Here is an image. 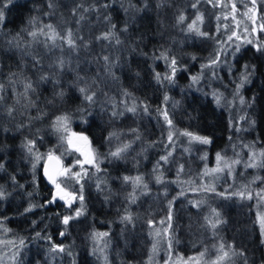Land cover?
<instances>
[{
	"label": "trees",
	"instance_id": "obj_1",
	"mask_svg": "<svg viewBox=\"0 0 264 264\" xmlns=\"http://www.w3.org/2000/svg\"><path fill=\"white\" fill-rule=\"evenodd\" d=\"M218 1L226 7H213V3ZM70 2L72 6L69 12L60 11L59 31H73L75 22L84 23L88 18L99 23L97 37L111 31L113 35L109 39H98L102 57L97 67L105 73L104 84L124 93L128 100L139 105L142 110L147 106L148 111L144 110L142 126L135 127V132L124 134L126 137L122 135L126 138L125 142L134 143V148L128 147L120 158H114L106 152L110 134L112 138L117 131L111 129L106 114H102L95 103H87L81 94L69 89L58 92H64L62 103H70L72 97L75 98L72 102L74 110L60 109L53 112L46 107L45 98H50V87L54 83L53 77L44 81L40 79L47 77V73H42L39 77L41 82L31 88L33 95L29 100L35 106L32 104L30 108L26 106V100H23L20 101L21 105L15 106L14 115L5 118L3 113L0 114V164L4 166L0 169V187L5 193V198L0 199V229L7 230L5 234L14 249V264H47V259H51L50 264H100L96 257L78 245L72 231L74 223L84 224L82 230L87 238H94V233H107V236L96 237L104 245L105 241L111 239L114 229L120 226L127 228L128 224L136 220L134 217L138 218L137 211H132L127 201L132 204L134 199L133 204L140 205L137 200L146 196L148 190L151 191L150 196L153 191V195L159 193L161 199V193L164 192V200L165 193L171 192L167 199L168 211L171 201L170 221L169 212L167 215L170 233L162 237H166L169 251L174 250L183 256L200 252L203 248L201 244L188 236H181L183 229L188 233L193 230L191 220L196 218L198 221L203 217V209L207 205L209 210L215 209L224 222L217 229L209 227L207 222L201 226L207 237L217 236L214 243L206 242L210 246L205 249L220 247L221 244L231 245V252L237 254L230 255L225 264H264V236L252 216L253 212L264 211V199L258 195L264 194V31L257 27V36L251 40L252 43H242L240 51L235 55L232 54L236 43L233 37V47L221 55L218 66L201 68L215 59L214 53L220 47L218 42L226 41L233 32H242V27L252 31L249 24L251 20L245 15L251 6L250 0H199L196 8H193L194 12L201 17L208 12L214 17L213 30L207 31L197 22L200 31L208 33V36H199L188 30V26L196 19L195 16L192 20L186 17L184 7L188 3L193 5L196 0ZM45 3V0H0V11L4 13V20L0 22L2 79L20 75V81H25V86L32 82L28 70L35 66L33 59L40 62L44 43L28 34L33 26L29 20L37 17V11L43 9ZM233 3L236 12L232 11ZM187 8L190 11L192 6ZM181 14L185 20L178 23ZM260 22L264 25L262 16ZM258 46L261 47L259 51ZM32 51L34 58L27 59L28 64L22 69L17 52L32 54ZM162 53L168 55L167 61ZM104 57H108L109 61L106 62ZM172 58L177 61L178 71L174 82L169 83L163 77L171 75L169 65ZM245 65L250 75L248 82L237 93V84L245 72ZM157 74L161 77L159 82ZM193 76L199 77L197 83H192ZM5 89L2 91L6 92ZM4 95L12 96V90H7ZM165 96L168 97L167 101L164 100ZM165 110L173 121L172 128L163 118L162 112ZM62 115L70 118L69 134L80 131L90 139L99 161V170L94 166L84 167L88 175L79 183L75 179L59 178L63 187L77 195L83 185V214L70 220L67 227L62 223L63 216H75L76 204L66 207L60 202L46 203L52 199V189L41 176L43 160L36 165L34 183L33 159L24 147L26 139L35 140L39 153L46 157L51 149L66 166L70 162L75 166L73 172H80V166L76 165V152L69 149L67 140L60 139L62 133L52 128L55 118ZM170 131L173 132L171 142L168 138ZM185 131L206 136L211 142H190L188 136L181 135ZM185 149L188 154H184ZM173 152L179 159L176 171L173 167ZM218 153L220 157L230 156L228 162L234 164H230L233 168L231 178L219 179L214 187H207L203 183L201 185L199 180L203 168L210 166L211 159ZM249 153L259 157L256 167H246ZM163 156L169 158V163L162 164ZM126 176L133 179L126 182L123 179ZM158 176L161 182L156 184ZM136 177L142 178L138 184L134 183ZM120 180L125 183L119 184ZM131 184H135V189L131 188ZM129 186L130 192L127 191ZM116 187L120 188L118 190L122 191L121 194L114 192L117 191ZM206 188H214L215 191L204 190ZM140 191L142 194L137 199ZM240 192L245 197L251 194L252 199L235 195ZM113 194H116L114 202L109 197ZM193 202H199V207H194ZM30 204L36 207L25 212ZM145 213L143 222L139 221L140 228L146 224ZM238 213L242 214L243 219L237 218ZM127 215L131 217L130 221L123 219ZM153 220L156 222L155 218ZM61 232H65V235L61 236ZM37 233H40L41 238H36ZM237 237H240L239 240ZM21 239L24 240L23 246L20 245ZM53 245L62 246L65 251L53 252ZM185 245H190L192 249H184ZM120 252L128 259L125 249H120ZM138 252H143L142 257L145 254L142 249ZM212 259L204 258L205 262Z\"/></svg>",
	"mask_w": 264,
	"mask_h": 264
},
{
	"label": "rangeland",
	"instance_id": "obj_2",
	"mask_svg": "<svg viewBox=\"0 0 264 264\" xmlns=\"http://www.w3.org/2000/svg\"><path fill=\"white\" fill-rule=\"evenodd\" d=\"M45 7L43 9H40L37 11V17L35 16V24L32 26V31H36L38 35L35 37V40L40 41L42 44L44 43V52L42 53V58H40V62L35 60V66L33 68H30L28 70V74L31 77V85L32 87L34 84H39L41 81L39 77L42 75V73L49 74L47 77H50L54 80V83L51 85L52 92L50 93V98L46 100L45 98V104L47 108H50L51 111L57 112L58 110H74L73 100L75 99L72 97L70 103L63 102V98L59 95H57L59 90H73L79 95L81 94L84 98V94H82L79 89L85 88L87 89L88 95L94 94L93 103L97 105V108L99 111L102 112V114H106V118L109 120L111 129L116 130L117 132H114V135L110 139V142L106 144L108 147L107 153H111L116 151L118 148H123L124 145H130L129 148H134L133 144L128 141H126V136L124 134H130L133 131L135 132V127L142 126L144 124L145 120V113L142 108L134 104L131 100H128V97L122 93L115 91L110 85L107 86L104 84L105 79L104 75L105 73H102V70L98 68L97 63L100 62V57H102V49L100 47V43L97 39V34L100 30V26L98 21H93L91 18H88L86 22L83 23V21H77L76 24H73V37L76 41L77 48L75 50L69 49L65 40L56 38L55 41L48 40L45 35L39 34V29L43 28L45 25H52L53 28L56 30L57 33H62L66 36L68 30L59 31L60 28L58 27L60 24L59 21V15L60 11H70L71 9V2L70 0H45ZM220 4L221 2L218 1ZM49 3L53 4V7H49ZM192 6L190 3H188L185 7V14L186 17H189L192 20V17L195 16V19L198 15L197 12H194L193 7L190 9L187 7ZM251 7V6H250ZM221 9L222 7H217ZM63 9V10H62ZM65 9V10H64ZM184 12V11H182ZM256 20H255V27H260L262 23L260 22V16L264 18V0H256ZM201 16V15H200ZM204 18V19H203ZM212 15H209L208 12H206V15L202 17V22L198 21L199 24L203 27L205 30H213L212 28V21H213ZM208 20L207 22H203L205 20ZM237 22V20H235ZM204 23V25H203ZM251 27H253L252 20L249 23ZM246 27H242V32L237 33V35L240 37V40L236 43H239L245 39L253 40L255 39L254 36H257V31L252 32L251 30L247 29ZM47 32L48 30L45 29ZM243 34V35H242ZM51 35V33H49ZM30 38V37H29ZM15 43V42H13ZM53 43L55 46H53ZM41 44V45H42ZM248 44V43H243ZM18 55V61L21 63L22 69L26 67L28 63H26L27 59L34 58L33 57V51L32 54L20 53L17 52ZM64 60L65 64L63 68H60L59 61ZM3 75L0 74V114L3 113V117L9 118L10 115L8 114V110L11 108L13 109V112L11 114L14 115L15 106H19L20 101L26 100V106L30 107L35 106V103H32L29 98L33 95L32 90L29 89L26 91L25 81L21 82L22 80L20 75L15 76L14 78H3ZM5 77V76H4ZM38 80V81H37ZM44 81V80H42ZM18 83V84H17ZM29 84V83H28ZM55 87V88H54ZM6 88V89H5ZM8 88V89H7ZM7 92V90H12V96L4 95L3 92ZM3 90V91H2ZM20 91V92H19ZM64 93V92H63ZM209 94V92L207 91ZM2 94V95H1ZM35 96V95H34ZM42 98L43 96H39ZM36 99V98H35ZM39 101V99H37ZM87 103L89 101L85 100ZM24 104V103H23ZM44 105V102L43 104ZM77 105H80L79 103ZM136 108L135 112L128 111L129 108ZM48 110V109H47ZM113 113H117L116 115H113ZM120 113H123L122 115ZM136 131H139L136 129ZM74 133L77 134H83L85 133L76 131ZM125 137H123V136ZM128 136V135H127ZM135 138V137H134ZM74 139V137L72 138ZM135 140V139H134ZM69 146V144H68ZM74 146H80V143L77 141H73V146L69 149L73 150ZM83 150L85 153H87L89 150H94L96 153V149L93 148L91 145L90 139H88V143L83 147ZM184 154H188V151L185 149L183 150ZM125 154V151H124ZM123 154V155H124ZM253 153H249V157L247 159L246 167L253 161L250 159ZM79 156V154H77ZM111 156V155H110ZM109 156V157H110ZM122 156V155H121ZM80 160V156L78 157ZM229 158L230 156L221 157V160L217 159V156L215 158L211 159L210 166H205L202 170L201 177H200V184L202 183L207 187H214L216 183L223 179L231 178L233 168H231L234 164H229ZM173 161V167L174 171H176L177 168V161L179 159L175 156V153L172 154ZM169 158L167 159V162L162 160V164L169 163ZM259 161V157L257 155L255 156V163ZM160 162V164H161ZM225 162L230 166L225 167ZM66 167H72V170H74V165L70 162L68 163ZM78 167V166H77ZM84 167H92L91 165L85 164ZM159 167V166H158ZM160 168V167H159ZM221 168L222 171H211L212 169ZM232 169V170H231ZM223 176V177H222ZM116 179V177H114ZM119 178V177H118ZM117 178V179H118ZM124 179V178H123ZM124 182V181H123ZM122 180H120L119 184L123 185ZM125 183V182H124ZM135 183V182H134ZM206 183V184H205ZM136 184V183H135ZM135 184H131V188L135 189ZM158 184V183H156ZM125 188V187H121ZM127 191L130 192V186L127 187ZM117 191L116 194H121L122 191L119 192L120 188H115ZM119 189V190H118ZM124 191V190H123ZM126 191V190H125ZM168 191V190H167ZM151 191H146L144 197L139 198V195L142 194L140 191L137 194V201L140 203L138 205L137 203L127 201L129 207H131L132 211H137V217L135 221L128 224V227L125 228L124 226H120L117 229H114L112 232V237L108 241L104 242V245H101L100 239L96 238H87L88 236H85L82 230V226L84 224H80L79 222L74 223V227L72 228V231L77 238L78 245L82 247V250H85L88 254L93 255L96 257L100 264H138L140 261V264H208L216 260L217 255H220L219 253V247H212L211 249H205L210 246V244H207L206 242H212L217 239V236H209L207 237L205 235L206 232H203V226L205 224L206 219L205 217L211 218L213 215V209L209 210L210 208L205 205L203 209V217L198 219L196 221V218L191 220L190 224L192 225L193 230L189 233L186 229L182 230V236L181 238H185L188 236L190 239L197 241L198 244L202 245V249L200 252L193 253V254H187L182 255L180 253H177L174 250H168L170 249V246L166 244V237L169 235L170 231L168 229V222H167V215H168V206H167V199L170 197L171 192L165 193L166 197L164 200V192L161 193L163 196L161 199L160 194L156 193V195H153L154 192L152 191V195L150 196ZM76 194V193H75ZM116 194L109 195L110 199L113 201V198L116 196ZM77 195V194H76ZM118 196V195H117ZM121 199V197H120ZM13 203V202H12ZM11 204V203H10ZM73 204H76V208L79 209L81 207L80 200L76 199ZM133 205V206H132ZM117 209V208H114ZM147 210V211H146ZM146 211V213H145ZM144 213L147 216V220L145 221L144 227L140 228V222H143ZM239 214V213H238ZM264 215V211L259 212H253V220L259 225V230L261 231V224L258 220V216ZM129 216V215H127ZM153 218L156 219V222L153 220ZM237 218L243 219L242 214L240 213ZM5 221V220H4ZM151 221V224L149 223ZM7 222V221H5ZM136 222V223H135ZM138 222V223H137ZM234 221H232V225ZM255 223V224H256ZM144 224V223H143ZM142 225V224H141ZM165 230H167L165 232ZM89 231V230H88ZM7 231L5 229H0V264H14L13 256L14 249L12 248L11 241L8 240V236L6 235ZM159 233V235L157 234ZM188 233V235L186 234ZM9 235V234H8ZM174 233V237H175ZM163 236H166L165 238H162ZM174 237L172 240H174ZM240 237H237V240H239ZM145 239V242H143ZM118 241V244H115V242ZM160 241V242H159ZM209 242V243H210ZM114 248V249H113ZM184 249H192L190 245L183 246ZM120 249H125V252L128 253L127 257L128 259H125V256L120 252ZM144 250L143 257L141 256L143 252H138L139 250ZM154 249H157V252H154ZM203 253L204 255L201 256L200 254ZM208 257L212 259L209 262H205L204 258ZM52 261L51 259H47V264H50Z\"/></svg>",
	"mask_w": 264,
	"mask_h": 264
},
{
	"label": "snow or ice",
	"instance_id": "obj_3",
	"mask_svg": "<svg viewBox=\"0 0 264 264\" xmlns=\"http://www.w3.org/2000/svg\"><path fill=\"white\" fill-rule=\"evenodd\" d=\"M209 2H212V0H209ZM197 3H199V0H196V3H194L192 5V7L196 8ZM250 3H251V7L248 9V12L245 13V15H247L248 18L250 20H252V22H253L252 31L255 32L257 30L256 27H255L256 0H250ZM48 6L51 8V7H53V4L49 3ZM77 7H79V5ZM213 7H226V5H223V4H220L219 2H217V3H213ZM84 10L87 11L88 9H84ZM75 11L76 10L74 9L73 10L74 14H75ZM232 11L236 12V5L234 3L232 4ZM225 18H227V17H225ZM233 18L235 19V17H233ZM218 19H219V17H218ZM3 20H4V13H3V11H0V22H2ZM184 20H185V17H184V15L181 14L178 17L177 22L178 23H183ZM34 21H35V18H32L31 20H29V24L30 25H34ZM198 21H202V17L200 15H197L196 20H194L192 22V24H190L188 26V30L190 32H195L199 36H208V33L200 31L199 27L197 26V22ZM114 27H115V25H113V28ZM45 29H47L48 31L46 32ZM124 30L126 31L127 29L125 28ZM217 30L219 31V27H218ZM245 30L247 31V29H245ZM259 30L260 31H264V25H260ZM49 33H51V35H49ZM28 34L30 36H32L33 38H35L38 35V33L36 31H30ZM39 34L40 35H45L48 40H51L53 42L55 41L56 38L63 39V40H65V42H66V44H67L69 49L75 50L77 48L76 41H75V39L73 37V33H72V31L70 29L67 32L66 36H65L62 33H57L56 30L53 28V26L49 24V25H45L43 28H40L39 29ZM112 35H113L112 32L109 31V32L103 34L102 36L97 37V39H109ZM233 37H235L237 41L240 40V37L237 35V33L233 32L232 35H230L226 41L218 42L220 47L214 53L215 59L211 60L210 64H208V65H202L201 66L202 70L205 67L218 66V64L220 62L221 55L224 52H227L228 48H232L233 47ZM117 43H119V41H117ZM242 43L251 44L252 41L249 40V39H245L241 43H235V46H234L233 52H232L233 55H235L236 53H238L240 51ZM225 45H227V47H225ZM53 46H55L54 43H53ZM257 50L258 51L261 50V47L258 46ZM161 55L165 59V61L168 60V55L166 53H162ZM194 59H195V57H194ZM104 60L106 62H108L109 58L108 57H104ZM64 64H65L64 60L61 59L59 61L60 68H63ZM176 64H177L176 59L172 58L171 59V63L169 65V67L171 68V75H167V76L163 77V79L168 80L169 83H173L174 82L175 74L178 71V69L176 67ZM247 69H248V66L245 65V72L241 76L240 83L237 84V93L239 92V89L245 83L248 82V77H249L250 73L247 71ZM41 79L46 80V79H48V77L44 76V77H41ZM156 79L158 80V82L161 80V77H160L159 74H157ZM191 80H192V83H197L198 80H199V77L198 76H193V77H191ZM0 87H2V86H0ZM31 88H32V85L30 83L26 85V91L31 89ZM79 91L82 94H84V99L85 100H87L89 102H93L94 94L93 95H88L87 94V89H85V88H80ZM57 95L62 97L63 96V92L58 93ZM164 100L167 101L168 97L165 96ZM217 100H219V97H217ZM241 102L243 103V98L242 97H241ZM144 110L146 112L148 111L147 106H145ZM128 111L135 112L136 108L135 107L129 108ZM12 112H13V109L10 108L8 110V114L11 116ZM116 114L117 113H113V115H116ZM120 114L122 115L123 113H120ZM162 115H163L164 120L168 124L169 128H172L173 127V121L169 118L168 112L165 110L164 112H162ZM69 122H70V118L67 115L57 116L55 118V120L52 122L53 130L55 132H57V133H62V135L60 136V139L62 141L63 140H67V143L69 144L70 147L73 146V139H72L73 137H75L76 139H78L80 141H85V142L88 141V137L84 136L82 134H77V133H74V132L69 134V132H70ZM111 135L112 134H110L109 138H111ZM181 135L188 136L190 138V142L191 141H197V142L202 143V144H209L211 142L208 137L196 135V134H194L192 132L185 131V132L181 133ZM168 138H169L170 142L173 140V132L172 131L169 132V137ZM24 147L27 149V152H28L29 156H31L32 159H33L32 169H33V173H34V175H33V182L34 183H35V169H36V165L41 160L45 161V163H44V175L48 179L49 183L53 184L55 189H56V191L52 195V199L48 200L46 202L47 204L55 203L59 199V200H63L64 201L66 207H71L72 203L76 199L80 200L81 208L76 210L75 216H72V215L63 216L62 223L67 227L69 225L70 220H73L76 217H78V216L83 214V212H82L83 200H84L83 185H81V191H80L79 195H76L74 192L68 191L66 187H62V181L59 180L58 177H65V178L75 179L76 182L79 183L80 180L83 179L84 176L88 175L87 169L84 168L85 164L94 166V167L97 168V170H99V167H98L99 161H98V157H97L95 151L94 150H89L87 153H84L83 150L80 147H76L75 150L77 152H80L81 155H83L85 157L83 160H80L79 158H77V160H76V165L80 166L81 171L80 172H73L72 171V167H64V168L58 170L55 175H53L49 171L48 161L56 160L57 163H59L60 158L56 157L51 149L46 154L47 159H45V154L39 153L38 149H36V141L35 140L26 139V141L24 143ZM128 147H130V145H124L123 148H118L116 151L111 152L110 155L112 157H114V158H120L122 153L124 151H126ZM169 155H171V153H169ZM255 156H256V154L253 153L252 156L250 157V159L253 162L250 163L249 165H247L248 167H256L257 166L256 163H255ZM167 159H168L167 156L161 157V160H164L165 162H167ZM217 159L221 160V157H220L219 153L217 154ZM234 163H239V161H235ZM3 167L4 166L2 164H0V169H3ZM182 167L183 166H181V170H182ZM225 167H229V169H230V166L227 164V162H225ZM211 171H213V172L222 171V169L221 168H217V169H212ZM12 179H13V181H15V177H13ZM130 179H133V178H130V177H127V176L124 177V180L126 182L129 181ZM141 179H142L141 177H136V178H134V182L138 184V183L141 182ZM160 182H161L160 181V177L158 176L157 177V183H160ZM98 187H99V185H98ZM144 187H147V185H144ZM204 190L215 191L214 188H206ZM29 195L31 196V193H29ZM181 195H183V193H181ZM235 195H239V196H241V198L252 199L251 194H249L247 197H245L243 192L235 193ZM258 195H260L261 199H264V194H258ZM4 198H5L4 189L2 187H0V199H4ZM132 202H134V199H133ZM40 206L43 207L44 205H40ZM193 206L194 207H199V202H193ZM34 207H36V205L30 204L29 207L25 209V212L32 211ZM123 219L130 221L131 217L130 216H125V217H123ZM205 219H206V221L208 223V226L211 227L212 229H217L218 226L221 225L224 222L221 219L220 214L218 212H216L215 209H213L212 217L211 218L205 217ZM168 220L169 221L171 220V201L169 202V216H168ZM258 220L260 221V224H261V235L264 236V215L258 216ZM33 223H35V221ZM149 223L151 224V221ZM166 231L167 230H165V232ZM157 234L159 235V233H157ZM60 235L61 236L65 235V232H61ZM107 235H108L107 233H99V234L94 233L93 234L94 238L99 237V236H107ZM36 238H41L40 233L36 234ZM262 242H264V241H262ZM20 245L21 246L24 245V240H22V239L20 240ZM226 248H227V250H225ZM52 251L53 252H55V251L64 252L65 248L62 247V246L53 245L52 246ZM218 251L221 254L217 255L216 260L213 261V264H225V262L229 259L230 255H236L237 254L235 252H231V245L225 246L224 244H221ZM240 254L242 255V253H240ZM200 255L203 256L204 254L201 253Z\"/></svg>",
	"mask_w": 264,
	"mask_h": 264
},
{
	"label": "water",
	"instance_id": "obj_4",
	"mask_svg": "<svg viewBox=\"0 0 264 264\" xmlns=\"http://www.w3.org/2000/svg\"><path fill=\"white\" fill-rule=\"evenodd\" d=\"M74 140L80 143V146H78V147H80L82 150H83V147L88 143V141H86V142H85V141H80V140H78V139H76V138H74ZM83 152L85 153L84 150H83ZM78 154H79L81 160H83V159L85 158L83 155H81L80 152H78ZM55 156H56V155H55ZM56 157H57V156H56ZM45 159H47V157H46ZM44 163H45V161H44L43 164H42L41 175H42L44 181L46 182V184H47L49 187H52V188H53V191L55 192L56 189H55L54 185L51 184V183H49L48 179H47V178L45 177V175H44ZM48 166H49V171H50L53 175H55L56 172H57L58 170H60V169L63 168V163H62L61 160H59V163H57L56 160H52V161H48Z\"/></svg>",
	"mask_w": 264,
	"mask_h": 264
},
{
	"label": "bare ground",
	"instance_id": "obj_5",
	"mask_svg": "<svg viewBox=\"0 0 264 264\" xmlns=\"http://www.w3.org/2000/svg\"><path fill=\"white\" fill-rule=\"evenodd\" d=\"M83 135V134H82ZM46 158V157H45ZM43 162H44V160H43ZM43 162H42V164H43ZM41 169H42V165H41ZM42 176V175H41ZM43 178V177H42ZM44 180V179H43ZM45 182V181H44ZM46 183V182H45ZM47 185V184H46ZM48 186V185H47ZM49 187V186H48ZM52 190H53V188L52 187H50ZM59 202V201H58ZM72 207V206H71Z\"/></svg>",
	"mask_w": 264,
	"mask_h": 264
},
{
	"label": "flooded vegetation",
	"instance_id": "obj_6",
	"mask_svg": "<svg viewBox=\"0 0 264 264\" xmlns=\"http://www.w3.org/2000/svg\"><path fill=\"white\" fill-rule=\"evenodd\" d=\"M62 204H64L65 205V203L62 201V200H59Z\"/></svg>",
	"mask_w": 264,
	"mask_h": 264
}]
</instances>
